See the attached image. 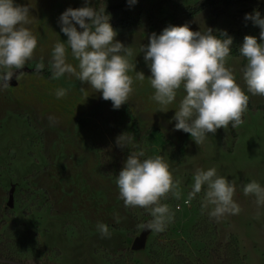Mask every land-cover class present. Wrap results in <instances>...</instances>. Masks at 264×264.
Listing matches in <instances>:
<instances>
[{
    "label": "rangeland",
    "instance_id": "obj_1",
    "mask_svg": "<svg viewBox=\"0 0 264 264\" xmlns=\"http://www.w3.org/2000/svg\"><path fill=\"white\" fill-rule=\"evenodd\" d=\"M98 1L87 0V6L96 8ZM199 1L104 0L98 9L129 3L134 14L145 9L146 15L168 23ZM14 2L29 7L32 23L27 27L38 43L16 83L0 89V264H264V206L243 194V186L253 180L264 186V96L247 93L246 59L230 55L226 63L249 95L244 123L218 129L198 146L190 134L175 130L172 119L186 95L183 86L167 106L151 99V71L140 51L156 33L147 16L138 26L114 29L116 39L133 50L129 61L135 71L145 75L141 82L135 71L129 72L134 91L115 110L74 76L52 79L55 43L68 48L59 18L68 8L86 6V0ZM254 11L264 19V0H248L219 18L206 9L188 26L202 32L243 29L245 15ZM41 58L45 68L37 73ZM67 62L78 64L70 48ZM61 88L67 95L57 99ZM122 133L134 137L123 149L116 145ZM140 150L145 153L141 159L161 156L180 181V199L170 194L162 200L175 211L174 222L163 232L139 227L151 219L149 210L126 208L119 198L116 178L130 152ZM210 168L235 183L239 214L210 217L211 206L201 210L203 189L185 203L196 170ZM98 223L108 226L110 237H101ZM136 240L144 241L142 247L133 248Z\"/></svg>",
    "mask_w": 264,
    "mask_h": 264
},
{
    "label": "clouds",
    "instance_id": "obj_2",
    "mask_svg": "<svg viewBox=\"0 0 264 264\" xmlns=\"http://www.w3.org/2000/svg\"><path fill=\"white\" fill-rule=\"evenodd\" d=\"M135 3V0H129ZM110 17L105 8L92 6L68 8L59 18L61 32L67 36V46L72 57L78 61L74 66L67 62L65 44L56 42L52 50L50 70L52 79L65 74L74 76L81 85L87 84L111 101L118 110L126 104L134 89L130 71L135 64L129 61L133 50L116 39L117 31L109 23ZM260 28L259 41L254 36H245L241 56L246 59L243 79L247 93L264 96V19L258 11L246 14ZM32 23L28 6L19 5L14 0H0V89H6L10 81L23 74L28 61L33 59L37 48V37L27 27ZM79 26V30L77 28ZM212 28L207 31H193L187 24L164 28L160 35L152 33L149 43L140 49L151 71L150 85L154 89L152 100L161 106L171 104L177 90L183 86L186 95L182 98L173 120L175 130L190 134L199 146L209 134L218 129H233L244 123L243 116L248 111L249 95L236 82L231 69L226 67L231 52L232 37L221 32L219 38ZM45 68L43 58L36 63L35 71ZM136 79L143 82V72H136ZM82 92L85 88L80 89ZM56 98L67 95V89H57ZM55 123L54 117H49ZM134 137L122 133L116 138L121 149L132 143ZM145 156L143 150L130 152L123 164L116 184L119 198L126 208L149 210L151 219L139 227L144 230L163 232L174 222L175 211L162 200L171 194L180 199V181L174 180L169 164L161 157ZM194 184L185 203H190L204 190L201 210L211 206L208 215L219 220L226 214L236 215L241 211L234 200L236 185L224 176L217 174L215 168L197 169ZM245 196H254L257 206H264V186L255 180L243 186ZM178 210V206H177ZM256 218H259L257 213ZM119 223V216L114 217ZM97 229L102 238L110 237L109 228L98 223Z\"/></svg>",
    "mask_w": 264,
    "mask_h": 264
},
{
    "label": "trees",
    "instance_id": "obj_3",
    "mask_svg": "<svg viewBox=\"0 0 264 264\" xmlns=\"http://www.w3.org/2000/svg\"><path fill=\"white\" fill-rule=\"evenodd\" d=\"M102 1L104 0H99L97 2L96 9L99 8L100 4L102 5ZM247 2L248 0H201L195 6L186 8L181 18L168 23L166 20H158L153 13L147 12L146 15V11L144 12L145 9H141L136 14H134L129 3L108 7L105 12L110 17L109 23L112 25L113 29H125L138 26L142 23L143 18L147 16L146 19L149 21V24L152 26L155 32L160 35L163 29L169 25H188L190 21H192L206 9L213 11L215 17L219 18L227 9L239 5H245ZM221 32H226L228 36L232 37L233 43L230 46V55L235 57L241 56L240 48L243 45L245 36H254L257 38L258 42H260V28L252 20L245 19L243 29H222L214 33L221 39L226 38L220 36Z\"/></svg>",
    "mask_w": 264,
    "mask_h": 264
},
{
    "label": "water",
    "instance_id": "obj_4",
    "mask_svg": "<svg viewBox=\"0 0 264 264\" xmlns=\"http://www.w3.org/2000/svg\"><path fill=\"white\" fill-rule=\"evenodd\" d=\"M17 79H15V77H13V79L10 81V84H14L16 83ZM10 205H12V203L10 202ZM144 241H139V240H136L134 245H133V248L137 249V248H140L142 247Z\"/></svg>",
    "mask_w": 264,
    "mask_h": 264
}]
</instances>
